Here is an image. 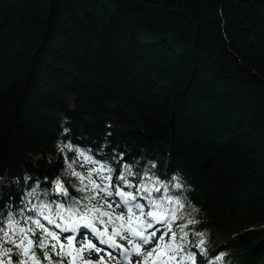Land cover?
Masks as SVG:
<instances>
[{
	"label": "trees",
	"instance_id": "obj_1",
	"mask_svg": "<svg viewBox=\"0 0 264 264\" xmlns=\"http://www.w3.org/2000/svg\"><path fill=\"white\" fill-rule=\"evenodd\" d=\"M94 163L179 196L195 264H264V0H0V225Z\"/></svg>",
	"mask_w": 264,
	"mask_h": 264
},
{
	"label": "snow or ice",
	"instance_id": "obj_2",
	"mask_svg": "<svg viewBox=\"0 0 264 264\" xmlns=\"http://www.w3.org/2000/svg\"><path fill=\"white\" fill-rule=\"evenodd\" d=\"M87 159L91 161V157ZM68 167L71 169L72 165ZM112 172L104 165L86 176L73 172L79 184L72 187L81 193L79 197H71L64 183L59 178L55 179L52 191L60 198L58 201L43 203L39 207L33 204L28 211L35 215L19 219L9 217L6 225H0V264H27L30 259L35 262L40 258L46 264H52L49 253L43 251L47 247H51L52 255L59 257L56 264H74L76 259L82 261L85 251L102 250L97 245L105 246L103 250L110 258L119 257L118 264H131L133 255L142 257L137 264H147V257L157 253L161 245L173 255L184 251L190 264H195L197 255L206 254L205 234L185 230L195 221L184 215L185 204L179 196H153V192L162 193L164 188L134 183L129 177L135 174L127 164L115 185L112 184ZM174 187L180 189L182 185L176 183ZM133 188L135 193L131 191ZM28 195L36 196L37 193L33 190ZM121 207L125 212L116 213L115 209ZM177 220L180 221L176 224L178 239L177 232L172 230ZM157 232L160 236L156 245L145 257L142 245L151 243ZM64 234H67L65 241L60 242V236ZM189 236L194 239L190 241ZM165 237H168L167 241ZM117 239L125 240L130 247L118 244ZM189 243L192 248H186ZM76 244L80 247L76 248ZM36 249L41 250L39 258L35 255ZM74 252L76 256H73ZM220 259L217 255L216 260ZM97 264H104L103 256ZM155 264H166V260L161 257Z\"/></svg>",
	"mask_w": 264,
	"mask_h": 264
},
{
	"label": "rangeland",
	"instance_id": "obj_3",
	"mask_svg": "<svg viewBox=\"0 0 264 264\" xmlns=\"http://www.w3.org/2000/svg\"><path fill=\"white\" fill-rule=\"evenodd\" d=\"M84 158L87 160L88 155H87V154H84ZM94 166H97L98 168L100 167V165H98V164H96V163H94ZM112 179H113V178H112ZM112 184H113V181H112ZM115 210H116V213H124V212H125L123 207H121V208H116ZM54 230H55V229H54ZM63 236H65V235H63ZM61 237H62V236H60V239H61ZM153 238H154V237H153ZM57 246H59V245H57ZM97 246L100 247L101 249H103L102 246H99V245H97ZM79 247H80V244H78V247H77V248H79ZM147 247H150V243L147 244ZM160 248H161V249L157 252V255H162L163 251L165 250V248H164L163 245H161ZM58 250H59V247H58ZM90 253H92V251H91V252H87V255H86V256L84 255L83 260L80 261L79 264H83V262H88V261H90L91 264H96V263H95V259H94V258H91V256L89 257ZM169 253H170V252H169ZM84 254H85V252H84ZM155 254H156V253H155ZM100 255H101V253H100ZM171 255L173 256V254H171ZM74 256H76V254H74ZM94 257L96 258V256H94ZM104 257H105V256H104ZM138 258L141 259V256H138ZM136 259H137V257H135V260H136ZM31 261H32V260H31ZM202 261H203V260H202V256H199V263H201ZM35 262H36V261H35ZM35 262L32 261V264H35ZM177 263L180 264L179 259H177ZM104 264H118L117 257H114V258H110V257L105 258V259H104Z\"/></svg>",
	"mask_w": 264,
	"mask_h": 264
}]
</instances>
